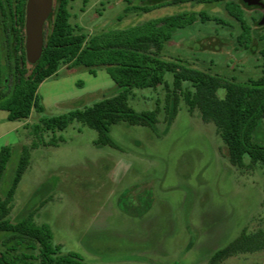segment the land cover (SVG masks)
Segmentation results:
<instances>
[{
	"label": "rangeland",
	"instance_id": "1",
	"mask_svg": "<svg viewBox=\"0 0 264 264\" xmlns=\"http://www.w3.org/2000/svg\"><path fill=\"white\" fill-rule=\"evenodd\" d=\"M52 2L54 11L59 0ZM229 3L241 8L251 27L248 47L239 42L242 29L228 13ZM143 6L151 10H134ZM69 9L72 25L89 39L194 15V22L164 45L161 60L239 84L264 77V0H72ZM200 13L228 26L205 23ZM95 69L92 74L85 67L65 66L46 80L38 90L43 114L33 112L28 120L11 122L0 111V151L14 148L1 183L3 194L14 178L21 148L38 141L35 125L117 94L106 68ZM173 82L167 73L156 90L133 91L130 106L139 113L159 106V124L155 129L114 126L110 136L115 147L97 146V131L77 122L54 135L44 133L19 184L11 222L33 211L34 221L52 229L63 253L76 254L85 264H207L243 231H264V167L250 166L249 157L247 168L234 167L216 126L205 123L199 111L189 112L181 92L178 115L168 127L164 109ZM189 89L184 83L183 91ZM219 96L224 98L225 91ZM54 136L58 146H45ZM254 141L264 146V118ZM44 184L49 188L36 194ZM224 264H264V251Z\"/></svg>",
	"mask_w": 264,
	"mask_h": 264
},
{
	"label": "trees",
	"instance_id": "2",
	"mask_svg": "<svg viewBox=\"0 0 264 264\" xmlns=\"http://www.w3.org/2000/svg\"><path fill=\"white\" fill-rule=\"evenodd\" d=\"M71 1L59 0L45 32L44 53L39 62L31 66L25 46L28 0H0V17L6 33L3 38L0 32V111L7 112L11 122L28 120L33 112L43 114L45 108L38 90L65 66L70 69L85 67L92 74L97 73L95 68L105 67L118 92L92 106L44 118L35 125L33 135L38 141L21 148L14 178L5 194L1 191V183L14 148L5 146L1 149L0 264H85L78 255L63 253V247L54 242L52 229L37 224L33 211L25 212L16 223L11 222L19 184L31 166V153L43 144L44 133L63 132L76 122L97 131V146L115 147L110 133L119 124L155 129L159 124L160 107L139 113L130 106V99L135 97L134 90H156L164 85L167 73L174 78V90L166 96L164 109L168 127L178 115V92H181L189 112L199 111L205 123L216 126L234 167L247 168L246 157L250 158V166L264 167V146L254 141V132L264 118V77L239 84L236 79L228 80L198 69L180 70L175 64L160 59L164 45L178 30L191 25L194 15L167 17L124 32L89 39L77 32L71 23ZM226 9L241 26L240 44L248 47L251 27L244 12L234 3L227 4ZM134 10L146 13L151 9L143 6ZM200 17L205 23L228 26L226 21L206 13H200ZM9 81L8 90H5ZM184 83L190 84L192 89L183 91ZM221 90L225 91L224 98L219 96ZM58 141L54 136L45 146L56 147ZM48 188L44 184L36 194H42ZM262 251L264 231L251 234L243 231L232 243L215 252L207 264H224L230 258Z\"/></svg>",
	"mask_w": 264,
	"mask_h": 264
},
{
	"label": "water",
	"instance_id": "3",
	"mask_svg": "<svg viewBox=\"0 0 264 264\" xmlns=\"http://www.w3.org/2000/svg\"><path fill=\"white\" fill-rule=\"evenodd\" d=\"M255 2L257 0H245ZM52 0H28L26 10V56L30 64L35 65L41 59L45 48L44 27L53 16ZM264 24V18L262 20Z\"/></svg>",
	"mask_w": 264,
	"mask_h": 264
},
{
	"label": "flooded vegetation",
	"instance_id": "4",
	"mask_svg": "<svg viewBox=\"0 0 264 264\" xmlns=\"http://www.w3.org/2000/svg\"><path fill=\"white\" fill-rule=\"evenodd\" d=\"M50 19H51V18H50ZM1 24H2V28H1ZM25 30H26V26H25ZM0 32H1V34L4 33V36H3V34H2V36H3V38H5L6 33H5L4 26H3V19H2V16L0 17Z\"/></svg>",
	"mask_w": 264,
	"mask_h": 264
}]
</instances>
